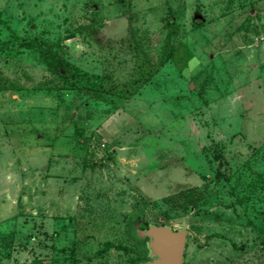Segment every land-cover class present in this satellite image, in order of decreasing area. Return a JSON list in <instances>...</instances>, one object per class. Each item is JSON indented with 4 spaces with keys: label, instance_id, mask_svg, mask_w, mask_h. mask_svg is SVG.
I'll return each instance as SVG.
<instances>
[{
    "label": "rangeland",
    "instance_id": "rangeland-1",
    "mask_svg": "<svg viewBox=\"0 0 264 264\" xmlns=\"http://www.w3.org/2000/svg\"><path fill=\"white\" fill-rule=\"evenodd\" d=\"M139 221L264 264V0H0V264H140Z\"/></svg>",
    "mask_w": 264,
    "mask_h": 264
},
{
    "label": "water",
    "instance_id": "water-1",
    "mask_svg": "<svg viewBox=\"0 0 264 264\" xmlns=\"http://www.w3.org/2000/svg\"><path fill=\"white\" fill-rule=\"evenodd\" d=\"M143 234L149 237L155 255L150 264H183L187 244L186 229H174L165 224L149 225Z\"/></svg>",
    "mask_w": 264,
    "mask_h": 264
},
{
    "label": "trees",
    "instance_id": "trees-1",
    "mask_svg": "<svg viewBox=\"0 0 264 264\" xmlns=\"http://www.w3.org/2000/svg\"><path fill=\"white\" fill-rule=\"evenodd\" d=\"M177 199H174L176 203L180 205V203L183 204V208L186 209V211H191L192 208L198 201L203 197L202 193L197 188H188L185 190L180 191L176 196ZM174 198V197H173ZM169 200L171 198H168ZM149 224L147 222L139 221L136 224L137 231L149 242V237L145 234H143V229L147 228ZM150 247V246H149ZM110 248H115L117 250H123V251H130L133 250V248L123 244V243H115L113 241H106L103 246V251H107ZM150 258L146 262H142L140 264H150V262L155 258L154 252L150 247Z\"/></svg>",
    "mask_w": 264,
    "mask_h": 264
},
{
    "label": "crops",
    "instance_id": "crops-1",
    "mask_svg": "<svg viewBox=\"0 0 264 264\" xmlns=\"http://www.w3.org/2000/svg\"><path fill=\"white\" fill-rule=\"evenodd\" d=\"M186 251V250H185ZM185 257V256H184Z\"/></svg>",
    "mask_w": 264,
    "mask_h": 264
}]
</instances>
